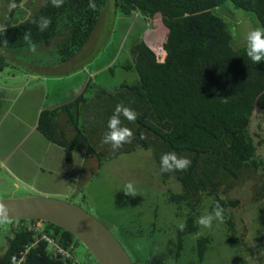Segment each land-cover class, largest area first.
I'll return each mask as SVG.
<instances>
[{
    "label": "trees",
    "instance_id": "trees-1",
    "mask_svg": "<svg viewBox=\"0 0 264 264\" xmlns=\"http://www.w3.org/2000/svg\"><path fill=\"white\" fill-rule=\"evenodd\" d=\"M19 1L13 0L12 8ZM223 1L114 0L122 14L138 11L147 20L159 21L161 34L153 43L137 38L129 44V61L120 67L132 70L135 79L117 84L87 79L72 99L42 108L35 124L44 139L62 149L68 172L75 151L83 152L84 162L94 159L98 168L120 154L148 149L161 184H179V191L165 190V202L186 225L184 231H174L175 255L181 252L184 238L192 236L198 263L211 241L208 234L196 237V221L205 200H209L208 212L217 202L225 209L227 235L236 232L230 209L239 200L228 194L237 181L251 180L250 199L264 208V159L257 151L259 140L254 142L250 132L253 112L264 111V62L252 63L246 45H230L225 22L212 12ZM229 1L236 8L252 12L264 27V0ZM94 2L95 11L88 7L89 0H64L59 8L45 0L22 22L6 20L0 24L6 27L0 31V48L28 46L23 35L30 32L35 44L55 40L58 58L68 60L89 38L106 0ZM41 16L51 19L44 32L32 23ZM108 70L112 73L111 66ZM121 103L138 116L135 122L121 117L122 126L130 128L134 138L113 152L109 145L101 144V139L108 131L109 117ZM173 151L190 158V168L160 173L161 155ZM7 222L0 264H13L23 246L32 241L34 232L27 229L28 223L42 226L43 232L72 255L75 246L81 245L71 233L49 221L35 218ZM146 261L163 264V260ZM20 264H71V260L51 256L47 243L39 240L29 246Z\"/></svg>",
    "mask_w": 264,
    "mask_h": 264
},
{
    "label": "rangeland",
    "instance_id": "rangeland-1",
    "mask_svg": "<svg viewBox=\"0 0 264 264\" xmlns=\"http://www.w3.org/2000/svg\"><path fill=\"white\" fill-rule=\"evenodd\" d=\"M12 1L0 0V24L6 20L15 24L22 22L45 0H20L15 8L10 7ZM212 12L225 22L233 48L246 45L247 33L261 28L252 12L234 7L229 0H224ZM160 34L158 19L147 20L138 11L122 14L115 8L114 0H106L87 41L72 58L59 65L52 64L57 57L53 39L35 44V53L29 50V46L0 48V65L5 63L3 66H8L0 73V83L13 82L12 86L20 90L19 97H13L12 88L4 90L2 103L6 111L0 125V137L16 138L24 133L20 120L27 119L25 115L30 116L31 106L38 103L40 94L48 88L49 82L44 77L53 76L51 74L56 69L65 72L93 60L95 65L89 64L93 68L90 70L87 66L86 69L94 71L96 67V81L130 82L135 79V73L120 67L129 61V44L137 38L151 44ZM108 66L112 67V73H109ZM87 70L82 74L85 75ZM10 75H14V79ZM22 86L25 87L24 93H21ZM250 132L254 142L259 140L257 151L264 159V111L253 112ZM39 157L37 154L33 160L37 161ZM30 160L31 157L15 153L12 163L26 168ZM63 160L64 154L63 157L56 154L48 159L47 164L65 167V175L59 169L50 172L41 169L33 187L25 181H17L7 164L1 165L0 198L41 195L77 204L111 231L133 264H146L149 259L163 260V264H264V208H258L250 199L251 180L237 181L228 194L239 200V204L230 209L236 232L227 235L223 223H215L212 230L201 229L198 225L197 231L208 234L211 239L198 263L192 251V236L184 238L181 252L175 255L174 231L183 217L176 216L174 207L165 202V190L179 191V184L173 181L161 184L148 149L120 154L104 161L98 168L94 159L84 162L83 152L75 151L70 178ZM129 181L134 183L138 195L129 196L121 190ZM208 202L204 201L201 215L208 212ZM8 225L7 221L0 223V252ZM73 252L79 262L97 264L82 245H76Z\"/></svg>",
    "mask_w": 264,
    "mask_h": 264
},
{
    "label": "crops",
    "instance_id": "crops-1",
    "mask_svg": "<svg viewBox=\"0 0 264 264\" xmlns=\"http://www.w3.org/2000/svg\"><path fill=\"white\" fill-rule=\"evenodd\" d=\"M54 58L55 60L52 61L53 65L54 64L59 65L60 62L61 63L64 62L63 60H60L58 56ZM93 63H94L93 60H89L86 61L85 63L83 62L80 66L71 68L65 72H63L62 69H56V71H54L51 74L53 76L44 77V80L49 82L48 88L40 94V97L38 98V103L36 102L31 106L30 116L25 115L24 118L27 119L24 120L19 119L21 124L24 126L23 127L25 129L24 133H22L16 138L6 137L5 135L0 137V166L7 164L9 166L10 171L17 178V181H25L29 184L30 187H33L35 185L33 181L36 177L40 176L39 172L41 171V169H46L49 172L59 169L61 173L65 175L66 173L65 167L64 168L62 166L54 167L47 164L48 159H51V157H54L56 154H58L59 157H63V153L61 152L62 149H60L59 146H56L50 143L49 141H47L46 139H44L37 132L35 128V124L38 113L42 108H52L56 105L62 104L72 99L76 94V92H78L82 88V86L85 84L87 79L91 78V80H95V82H98L95 79L98 74V72L95 71L96 67L94 71H90L93 68V65H89V64H93ZM3 65H5V63H1L0 73L8 69V66H3ZM87 66H89L90 70L86 69ZM83 70H87L85 75L82 74ZM109 73L111 72L109 71ZM10 76L11 79H14V75H10ZM32 78L34 79L35 77L32 76ZM103 82H107V81H103ZM12 84L13 82H9L6 84L0 83V95H1L0 125L5 118L4 113L6 111L2 103L5 98L4 90L12 88L14 95L13 97H19L20 95V90L17 89L16 87H13ZM20 88H21V93L22 92L24 93L25 87L22 86ZM25 111H28V109H26ZM4 146H6L7 148H4ZM15 153L24 154L26 155V157L29 158L31 157L29 166L26 168L24 167L20 168L19 167L20 165H18L17 163L13 164L12 158ZM37 154H39L40 157L37 161H35L33 160V156H36ZM71 170L67 174L69 178H70ZM17 181L13 182L14 186L17 185Z\"/></svg>",
    "mask_w": 264,
    "mask_h": 264
},
{
    "label": "water",
    "instance_id": "water-1",
    "mask_svg": "<svg viewBox=\"0 0 264 264\" xmlns=\"http://www.w3.org/2000/svg\"><path fill=\"white\" fill-rule=\"evenodd\" d=\"M8 220L42 219L71 233L98 264H133L115 236L94 216L70 201L23 195L0 198Z\"/></svg>",
    "mask_w": 264,
    "mask_h": 264
},
{
    "label": "clouds",
    "instance_id": "clouds-1",
    "mask_svg": "<svg viewBox=\"0 0 264 264\" xmlns=\"http://www.w3.org/2000/svg\"><path fill=\"white\" fill-rule=\"evenodd\" d=\"M53 7H61L64 4V0H50ZM14 5L10 4V7ZM88 7L93 11L96 10L97 5L94 0H89ZM32 23L36 24L39 31L44 32L51 24V19L41 16L39 20H32ZM6 27L0 25V31H5ZM23 40L28 44L29 50L33 53L36 52V45L31 39V33L25 32ZM246 55L249 60L254 64H260L264 62V27L255 28L247 33L246 36ZM138 113H136L130 107L124 104H117L113 114L109 117L107 128L108 131L103 135L101 139L102 145H109L113 152L118 151L125 144H130L134 138L132 130L126 126H122V119H126L129 122H135ZM191 159L187 156H179L176 152H167L160 157V173H174L185 172L191 166ZM126 195L136 196L138 195L137 189L133 182H127L121 189ZM225 209L217 202L210 212H207L197 218L196 223L201 229L212 230L215 223H223L225 220ZM9 214L7 206L0 202V223H3ZM186 225L183 222L177 224V228L180 231H184ZM203 232H197L198 238Z\"/></svg>",
    "mask_w": 264,
    "mask_h": 264
},
{
    "label": "built area",
    "instance_id": "built-area-1",
    "mask_svg": "<svg viewBox=\"0 0 264 264\" xmlns=\"http://www.w3.org/2000/svg\"><path fill=\"white\" fill-rule=\"evenodd\" d=\"M26 227L27 229L34 232L32 241L23 246V249L19 251V256L15 259L13 264H20V261L22 260L29 246L39 240H43L47 243V252L51 256L57 257L61 260H71V264H83L75 258L74 254H70L67 248L59 245L49 234L43 232L42 226H36L34 224L28 223Z\"/></svg>",
    "mask_w": 264,
    "mask_h": 264
}]
</instances>
